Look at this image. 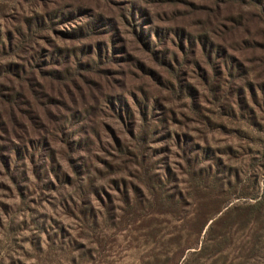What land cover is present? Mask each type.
I'll list each match as a JSON object with an SVG mask.
<instances>
[{"label":"rangeland","instance_id":"obj_1","mask_svg":"<svg viewBox=\"0 0 264 264\" xmlns=\"http://www.w3.org/2000/svg\"><path fill=\"white\" fill-rule=\"evenodd\" d=\"M0 264H264V0H0Z\"/></svg>","mask_w":264,"mask_h":264},{"label":"trees","instance_id":"obj_2","mask_svg":"<svg viewBox=\"0 0 264 264\" xmlns=\"http://www.w3.org/2000/svg\"><path fill=\"white\" fill-rule=\"evenodd\" d=\"M93 31H95V30H93ZM146 39H148V38H146ZM143 40H144V39H143ZM147 41H148V40H147ZM146 44H150V41H148ZM71 52H73L74 54L76 53L75 50H73V51H71ZM71 52L68 51L69 54H70ZM164 62H165L169 67H172L170 62H168V61H167V62L164 61ZM79 64H81V63H79ZM80 66H87V67H88L89 65H85V64H83V65H80ZM69 71H70V70H66V72H67L68 74H70ZM56 75H57V76H60V74H58V73H56ZM61 77H64V76L61 75ZM146 102H147V104H148V101H146ZM146 111H148L147 105H146ZM83 141H84V140L81 139V140H79V142H77V143H76V142H73V146H75L76 144H77V146H78V145L82 144Z\"/></svg>","mask_w":264,"mask_h":264}]
</instances>
